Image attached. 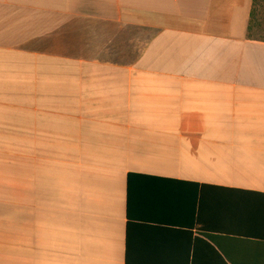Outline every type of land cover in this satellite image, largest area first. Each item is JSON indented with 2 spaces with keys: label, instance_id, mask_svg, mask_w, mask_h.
I'll use <instances>...</instances> for the list:
<instances>
[{
  "label": "crops",
  "instance_id": "crops-1",
  "mask_svg": "<svg viewBox=\"0 0 264 264\" xmlns=\"http://www.w3.org/2000/svg\"><path fill=\"white\" fill-rule=\"evenodd\" d=\"M251 7L0 0V264H218L209 246L264 245Z\"/></svg>",
  "mask_w": 264,
  "mask_h": 264
},
{
  "label": "trees",
  "instance_id": "trees-1",
  "mask_svg": "<svg viewBox=\"0 0 264 264\" xmlns=\"http://www.w3.org/2000/svg\"><path fill=\"white\" fill-rule=\"evenodd\" d=\"M260 2H261L260 0H252L250 21H249V27H248V37L249 38H254V36L252 35V32L256 27L257 28L259 27L258 23L256 22V19H257V14H258L257 7L260 4ZM259 40H264V39L263 37H261ZM190 236L191 234H189V237ZM202 237L208 240L210 243L215 244L214 238L204 236V235ZM197 243H201L202 245H206V246L208 245V244H205V242H201L200 240H197ZM216 246H217L218 251L220 252V256L219 254H217L215 250H213V248L211 249V246L209 247H210V250H212V253L216 255L215 256L216 259L218 257V264H264V245L258 246V245L252 244V246L246 247V248L242 246H236L235 253L233 257L231 258L228 257L225 253H223V251L219 248L218 245ZM197 249H198V244H197ZM193 259L195 261L192 264H196V260H198V250H197V256L195 252V256ZM208 263L211 264L210 262Z\"/></svg>",
  "mask_w": 264,
  "mask_h": 264
},
{
  "label": "rangeland",
  "instance_id": "rangeland-1",
  "mask_svg": "<svg viewBox=\"0 0 264 264\" xmlns=\"http://www.w3.org/2000/svg\"><path fill=\"white\" fill-rule=\"evenodd\" d=\"M260 4L257 7L258 14H257V19L256 22L258 23L259 27L255 28L252 32V35L255 38H261L263 37L264 39V0H260Z\"/></svg>",
  "mask_w": 264,
  "mask_h": 264
}]
</instances>
